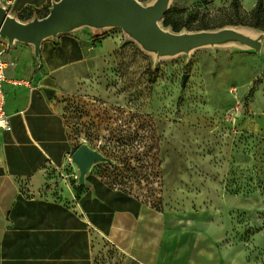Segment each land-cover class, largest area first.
<instances>
[{
	"label": "rangeland",
	"instance_id": "1",
	"mask_svg": "<svg viewBox=\"0 0 264 264\" xmlns=\"http://www.w3.org/2000/svg\"><path fill=\"white\" fill-rule=\"evenodd\" d=\"M257 1L238 0L237 11L234 0H169L166 13L181 29L162 20L170 33L237 38L159 56L121 31L113 56L95 64L102 69L63 97L70 130L80 141L91 132L113 160L103 171L110 183L150 203L173 231L207 230L226 262L262 257L264 23L254 20Z\"/></svg>",
	"mask_w": 264,
	"mask_h": 264
},
{
	"label": "crops",
	"instance_id": "2",
	"mask_svg": "<svg viewBox=\"0 0 264 264\" xmlns=\"http://www.w3.org/2000/svg\"><path fill=\"white\" fill-rule=\"evenodd\" d=\"M62 1L0 0V8L30 25L46 20ZM132 1L153 29L172 34L162 27L163 0ZM121 31L159 56L200 48H160L97 10L71 19L38 46L0 35L7 64L5 110L12 126L0 135V264H264V223L261 262H226L211 233L195 227L171 230L150 203L112 185L103 167L87 176L88 186L77 184L79 172L71 162L77 143L63 97L102 69L95 64L113 56ZM104 33L109 36L95 43ZM248 127H255L254 120ZM48 172L59 180L47 182Z\"/></svg>",
	"mask_w": 264,
	"mask_h": 264
},
{
	"label": "water",
	"instance_id": "3",
	"mask_svg": "<svg viewBox=\"0 0 264 264\" xmlns=\"http://www.w3.org/2000/svg\"><path fill=\"white\" fill-rule=\"evenodd\" d=\"M63 0L54 6L50 16L43 21H35L30 25H22L8 16L7 12L0 8V35L9 38L10 42L21 41L25 43H35L37 46L47 36L56 33L64 27L71 19L77 18L86 12L97 10L105 12L115 20H121L131 28L142 40H151L158 47L172 48L175 51H189L194 47H201L210 44L221 43V41L231 34L223 32L219 34H194L175 35L163 33L159 29H153L148 18L140 13L138 5L132 0ZM169 0H163L160 18H164L167 12ZM142 16V17H141ZM146 19V21H144ZM233 38H237L231 35ZM189 75L183 76V86ZM71 162L79 172V186H88L87 176L93 167L100 163H113L97 150H93L87 144L80 145L71 155Z\"/></svg>",
	"mask_w": 264,
	"mask_h": 264
},
{
	"label": "trees",
	"instance_id": "4",
	"mask_svg": "<svg viewBox=\"0 0 264 264\" xmlns=\"http://www.w3.org/2000/svg\"><path fill=\"white\" fill-rule=\"evenodd\" d=\"M234 5H235V9L238 11V0H234ZM253 16H254V20L257 24H263L264 23V0H258L257 4L253 10ZM163 26L165 28H169L172 27L173 31L175 33H179L181 31V29L176 26V24L172 21L171 17L169 16L168 13H166V15L164 16L163 19ZM109 35L108 33H104L102 35L96 36L94 38V42L97 43L105 38H107ZM262 82V80H258L254 87L251 89L249 97L251 99L254 98V93L257 89V87L259 86V84ZM181 103V101L179 102V104Z\"/></svg>",
	"mask_w": 264,
	"mask_h": 264
},
{
	"label": "built area",
	"instance_id": "5",
	"mask_svg": "<svg viewBox=\"0 0 264 264\" xmlns=\"http://www.w3.org/2000/svg\"><path fill=\"white\" fill-rule=\"evenodd\" d=\"M3 52H0V135L2 132H10L12 130L10 116L5 110L6 96L4 92V84L7 82L6 68L7 64L2 59Z\"/></svg>",
	"mask_w": 264,
	"mask_h": 264
},
{
	"label": "flooded vegetation",
	"instance_id": "6",
	"mask_svg": "<svg viewBox=\"0 0 264 264\" xmlns=\"http://www.w3.org/2000/svg\"><path fill=\"white\" fill-rule=\"evenodd\" d=\"M76 100H78V99H76ZM117 102L120 104L121 103V101H120V99H118L117 100ZM91 103H93V101L91 102ZM90 106H92V104H89ZM120 106H121V104H120ZM89 109V108H88ZM88 111H90V110H88ZM92 111V110H91ZM91 111H90V113H91ZM139 117V116H138ZM96 118V117H95ZM91 119H92V121L90 122V124L92 125V128L94 127V122H95V119H93L92 117H91ZM134 120H135V118H134ZM102 121V120H101ZM134 122V121H133ZM140 128V126L138 127V129ZM135 129V128H134ZM94 132H96L95 130H93ZM76 128H75V132H73V135H74V139H75V142L77 143V148L80 146V145H82V144H87L90 148H92L93 150H97L99 153H101L103 156H105L106 158H109V157H107L106 156V153L104 152V151H102V149H101V147H99L100 145H102L100 142H99V146L98 145H96V143L95 142H97V141H95L96 140V137L90 132V134H88L87 135V140H85V141H80V139H79V137H78V135L76 134ZM138 132H140V131H138ZM95 144H94V143ZM110 160H112L111 158H109ZM113 161V160H112ZM111 164H113V163H100V164H97V165H95L94 167H93V169H92V171L94 170V168L95 167H103V168H105V167H110L111 166ZM91 171V172H92ZM104 171V170H103ZM103 174H104V172H103ZM75 176H76V178L78 179V174L77 173H75Z\"/></svg>",
	"mask_w": 264,
	"mask_h": 264
}]
</instances>
